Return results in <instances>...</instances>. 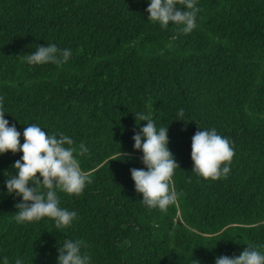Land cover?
Returning a JSON list of instances; mask_svg holds the SVG:
<instances>
[{
	"label": "trees",
	"instance_id": "trees-1",
	"mask_svg": "<svg viewBox=\"0 0 264 264\" xmlns=\"http://www.w3.org/2000/svg\"><path fill=\"white\" fill-rule=\"evenodd\" d=\"M150 2L0 0L4 118L21 145L30 124L70 137L91 181L79 196L57 190L59 207L78 214L69 227L17 223L22 197L6 180L23 153L0 154V264H58L65 240H82L89 264H215L248 245L264 255V0H196L189 34L148 20ZM47 44L70 49L68 61L29 64L26 54ZM140 113L168 127L179 165L166 212L145 205L131 177L147 170L132 139L147 124ZM213 128L235 153L215 181L191 160L194 134Z\"/></svg>",
	"mask_w": 264,
	"mask_h": 264
},
{
	"label": "clouds",
	"instance_id": "clouds-1",
	"mask_svg": "<svg viewBox=\"0 0 264 264\" xmlns=\"http://www.w3.org/2000/svg\"><path fill=\"white\" fill-rule=\"evenodd\" d=\"M146 11L149 13L148 20L159 22L161 27H168L169 22L183 25L181 30L185 34L197 27L199 9L196 7V0H151ZM71 54L70 49H59L55 44H47L36 46L35 52L26 54L25 58L32 65L54 63L59 66L66 63ZM2 100L3 97H0V154L9 151L13 154L23 153L21 159L12 165L17 174L6 180L8 194L22 197V201L15 205L18 209L15 220L17 223H24L48 217L55 221L58 229L69 227L78 214L59 207L57 190L79 196L86 184L91 182L89 175L81 170L79 161L74 157V152L77 151L71 147L74 141L63 133L49 136L39 126L30 124L24 128V143L21 145V133L15 125L9 126V121L4 118ZM183 115L181 109L179 116ZM135 119L136 122L137 119L147 121L146 126L132 137L134 149L142 151L141 160L147 169L130 170L135 190L142 194L141 201L149 208L166 212L177 201L172 177L175 169L179 168L168 148V127L157 131L153 119L142 113L136 114ZM86 151L81 143L80 154ZM121 154L123 157L126 155ZM234 155L228 139L217 134L214 128L197 131L192 137V171L205 180L227 178L230 171L228 165ZM41 188L46 191H41ZM82 246L86 247L82 240H65L58 247V264H89L90 257L81 253ZM3 264H8L6 257ZM16 264L23 262L18 258ZM193 264L199 262L193 260ZM215 264H264V255L248 245L239 256H218Z\"/></svg>",
	"mask_w": 264,
	"mask_h": 264
}]
</instances>
